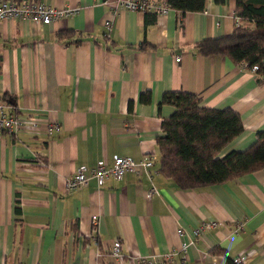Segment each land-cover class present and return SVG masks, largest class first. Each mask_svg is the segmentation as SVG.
I'll use <instances>...</instances> for the list:
<instances>
[{
  "label": "crops",
  "instance_id": "obj_1",
  "mask_svg": "<svg viewBox=\"0 0 264 264\" xmlns=\"http://www.w3.org/2000/svg\"><path fill=\"white\" fill-rule=\"evenodd\" d=\"M37 1L76 12L48 25L0 23V101L8 106L6 94L21 114L59 127L0 132V264H264V168L190 190L157 170L155 139L172 112L159 105L164 93H189L203 107L240 117L241 134L220 156L264 134V84L195 48L230 33L234 0L162 16L117 11L102 0ZM59 31L72 35L58 39ZM115 156H151L155 174L125 173L100 185L88 177L64 191L78 167L109 166ZM203 223L214 225L194 235ZM113 241L118 256L110 253Z\"/></svg>",
  "mask_w": 264,
  "mask_h": 264
},
{
  "label": "trees",
  "instance_id": "obj_2",
  "mask_svg": "<svg viewBox=\"0 0 264 264\" xmlns=\"http://www.w3.org/2000/svg\"><path fill=\"white\" fill-rule=\"evenodd\" d=\"M7 1V0H4ZM170 10L199 13L204 0H162ZM221 2V0H215ZM234 18L228 35L203 40L195 45L202 56H223L233 65H244L254 73L258 84H264V0H234ZM153 15V14H151ZM72 35L59 31L58 39ZM8 106L15 108L6 94ZM146 93L139 97L147 102ZM159 105L172 109L160 122L161 135L156 137L157 170L180 190L199 189L223 184L242 175L264 168V134L257 132L254 142L243 151L223 149L242 132L240 117L228 108L203 107L199 97L177 91L164 93ZM43 164V160L39 161ZM213 252H217L216 250ZM225 264H234L225 260Z\"/></svg>",
  "mask_w": 264,
  "mask_h": 264
},
{
  "label": "built area",
  "instance_id": "obj_3",
  "mask_svg": "<svg viewBox=\"0 0 264 264\" xmlns=\"http://www.w3.org/2000/svg\"><path fill=\"white\" fill-rule=\"evenodd\" d=\"M103 5H113V8L117 11H130L136 13H148L154 16L166 15L170 9L166 3L162 0H102ZM76 9H65L62 11H56L52 8L45 6L43 3L37 0H24L20 5H16L11 0H0V23L7 20L16 21H28L32 25H48L52 21L59 17H65L70 14H74ZM233 21H237L233 15ZM105 30H109V23H105ZM178 61V57L175 58ZM244 67V65H241ZM254 75L256 67L253 66L248 70ZM264 79V76H261ZM59 127L55 123H49L40 120L39 118L21 114L14 108L5 105L0 101V132L9 136H15L22 132H35L38 130H44L48 133L50 131H58ZM37 163L41 166L43 164L39 161ZM153 159L151 156H143L139 161H134L125 157H113L109 166L105 165L102 161L96 162L94 167L87 170L85 167L80 166L77 168L73 176L66 179L63 182L64 191L75 189L85 186L88 182V177L92 178L97 185H100L104 179L110 177L113 180H120L125 173H130L134 176H139L143 173H153L152 170ZM89 172V176L86 173ZM153 190L146 192L144 197L148 198L149 194ZM92 224H96V218L93 217ZM210 224H201L199 228L194 230V235L202 229H208L213 226ZM240 229V225H235V230ZM180 235L183 231L179 232ZM120 244L118 241H113L110 244V253L114 256L119 254ZM234 264H241V258H235L232 260Z\"/></svg>",
  "mask_w": 264,
  "mask_h": 264
}]
</instances>
